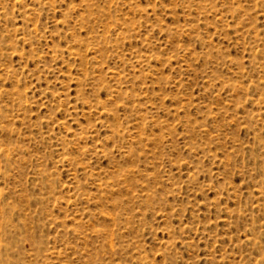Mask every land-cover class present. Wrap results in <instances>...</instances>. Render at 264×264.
Returning a JSON list of instances; mask_svg holds the SVG:
<instances>
[{
    "label": "rangeland",
    "instance_id": "obj_1",
    "mask_svg": "<svg viewBox=\"0 0 264 264\" xmlns=\"http://www.w3.org/2000/svg\"><path fill=\"white\" fill-rule=\"evenodd\" d=\"M0 264H264V0H0Z\"/></svg>",
    "mask_w": 264,
    "mask_h": 264
}]
</instances>
